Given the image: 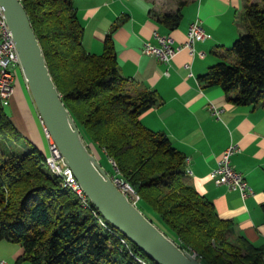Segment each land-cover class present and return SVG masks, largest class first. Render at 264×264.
<instances>
[{"label":"trees","instance_id":"obj_1","mask_svg":"<svg viewBox=\"0 0 264 264\" xmlns=\"http://www.w3.org/2000/svg\"><path fill=\"white\" fill-rule=\"evenodd\" d=\"M20 1L82 139L93 154L94 147L114 160L119 175L140 195L137 207L146 217L181 249L195 251L203 264H264V248L235 234L233 221L221 218L212 201L184 182L185 156L164 133L141 123L139 116L161 98L119 73L112 31L96 55L84 46L73 0ZM180 18L177 12L162 21L176 27ZM241 19L246 33L228 48L238 62H217L198 80L220 86L236 105L264 107V0H245ZM15 133L0 103V139H19ZM0 156V239L19 243L21 259L31 264H140L121 244L117 229L105 230L43 168L44 155L36 146L21 154L0 149Z\"/></svg>","mask_w":264,"mask_h":264},{"label":"crops","instance_id":"obj_2","mask_svg":"<svg viewBox=\"0 0 264 264\" xmlns=\"http://www.w3.org/2000/svg\"><path fill=\"white\" fill-rule=\"evenodd\" d=\"M73 5L84 27L85 48L101 54L105 37L112 31L119 73L131 84L160 96L161 101L139 119L150 130L164 133L189 158L185 167L192 174H185L184 182L212 201L221 218L233 221L235 234L264 248V107L236 105L220 86H207L198 80L221 57L235 58L228 48L243 31L239 17L245 0H73ZM177 12L181 18L176 27L162 21L165 15ZM195 19L209 35L195 43L204 57H190L182 50L164 64L142 52L145 41L155 42L153 30L170 35L175 44L183 43ZM20 85L10 100L9 117L17 134L40 150V143L46 139L39 114L30 91ZM211 105L221 109L219 116L212 114ZM230 144L240 147L231 156L232 166L254 189V195L245 199L209 177ZM93 151L103 169L111 173L113 166L103 150L93 147ZM23 254L19 243L0 239V260L4 264H31L21 259Z\"/></svg>","mask_w":264,"mask_h":264},{"label":"water","instance_id":"obj_3","mask_svg":"<svg viewBox=\"0 0 264 264\" xmlns=\"http://www.w3.org/2000/svg\"><path fill=\"white\" fill-rule=\"evenodd\" d=\"M39 116L100 215L156 264H203L181 249L114 185L88 149L52 79L20 0H0Z\"/></svg>","mask_w":264,"mask_h":264},{"label":"built area","instance_id":"obj_4","mask_svg":"<svg viewBox=\"0 0 264 264\" xmlns=\"http://www.w3.org/2000/svg\"><path fill=\"white\" fill-rule=\"evenodd\" d=\"M208 37L209 35L204 30L201 21L199 19H195L189 24L186 38L183 43L175 44L174 39L170 35H164L159 33L157 30H153L152 38L155 42L148 40L145 41L143 43L142 52L147 55L154 56L159 62L164 64H169L173 57L182 50H186L190 57H204V51H197L195 43L198 41H204ZM185 66L190 67V64L186 63ZM16 67H20L21 69L20 58L12 32L6 20L4 9L0 5V103L2 106L9 105L14 94L15 75L13 73V69ZM210 108L213 115L219 116L221 109L215 107L214 105H211ZM39 119L48 146V154L44 155V159L42 161L43 165L60 180L63 188H66L74 194L78 200L79 206L82 209L90 211L96 217L97 222L105 230L113 232L111 224L108 223L93 206L82 186L76 179L72 169L67 165L57 144L53 140L49 130L40 116ZM239 150L240 147L237 144H230L221 154L216 167L210 171L209 177L216 185H224L230 190H236L239 192L240 196L245 199L254 195V189L245 177L240 172L235 170L231 164V156ZM109 161L116 171L115 174L109 175L112 182L129 199V201L137 206V202L140 200V195L129 181L119 175L114 160L109 159ZM188 161L189 158L185 157V164H187ZM185 174L191 175V169L185 167ZM118 237L123 247L130 253V255L135 257L140 264H152L148 259L141 258L132 251L126 237L122 235H119ZM185 251L189 252L197 259L198 255L195 251ZM4 263V260H0V264Z\"/></svg>","mask_w":264,"mask_h":264},{"label":"rangeland","instance_id":"obj_5","mask_svg":"<svg viewBox=\"0 0 264 264\" xmlns=\"http://www.w3.org/2000/svg\"><path fill=\"white\" fill-rule=\"evenodd\" d=\"M239 21H242L241 16L239 17ZM242 32L246 33L244 28H243ZM221 61H224V62H226L228 64H236L238 62V58H236V57L232 58L230 56H227L225 58L221 57ZM13 73L15 75V83H14L15 84V88L16 89L20 88L21 87L20 84H22L23 86L27 87L25 79H24V76H23V73H22L20 67L14 68L13 69ZM3 108H4L5 112L8 115H10V113H11L10 105L3 106ZM15 134H17V133H15ZM18 137H19V139H16L14 137L7 139L9 141L8 143L6 141L0 139V149L5 151V152H14L15 154H21V153L26 152V150L31 149V144L29 143V141H27V139L24 138V135L23 136H18ZM46 142L44 141V143L43 142H42V144L40 143V146H41L40 150L43 153V155H47L48 154V146H47ZM0 159H2V156H0ZM43 168L46 171H48L47 167L43 166Z\"/></svg>","mask_w":264,"mask_h":264}]
</instances>
